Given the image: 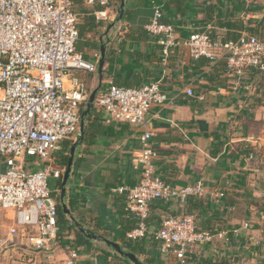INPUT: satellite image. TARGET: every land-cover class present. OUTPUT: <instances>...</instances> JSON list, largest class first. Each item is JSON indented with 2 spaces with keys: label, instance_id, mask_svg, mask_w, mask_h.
Wrapping results in <instances>:
<instances>
[{
  "label": "crops",
  "instance_id": "crops-1",
  "mask_svg": "<svg viewBox=\"0 0 264 264\" xmlns=\"http://www.w3.org/2000/svg\"><path fill=\"white\" fill-rule=\"evenodd\" d=\"M153 3L161 6L163 22L172 24L183 41L198 30H210L222 39L227 33L226 26L219 25L223 21L242 22L237 35L243 31L253 34L254 28H264V0H125L128 19L108 31L115 20L102 23L86 37L89 45L105 46L102 76L73 73L89 93L99 88L97 94L111 84L135 88L162 79L167 100L148 111L146 128L152 133L150 143L157 154L153 163L156 174L171 186L200 182L203 196L188 198L191 207L151 203L149 229H158L165 217L189 211L199 230L226 232L228 241L215 238L194 246L187 264L209 259L213 263L225 259L227 264H264V85L246 79L234 90L223 61L194 59L184 46L172 50L164 63L156 38L145 30L153 16ZM87 8L74 7L78 27L88 21ZM77 52L93 64L100 57L99 51L89 47ZM65 85H70L68 78ZM186 90H192L193 96H187ZM94 110L103 132L76 149L80 163L64 198L66 208L71 198L75 203L71 217L66 215V227L71 222L74 229L62 232L58 219L62 243L74 241L77 223L99 238L93 240L85 234L91 248L75 247L80 264H124L100 238L117 243L125 252L133 251L139 261L145 257L142 263L152 260L157 264V258L159 264H178L171 255L162 256L158 244L148 238L136 243L125 238L135 219L123 211L126 193L113 190L138 182L133 161L143 128L107 123L106 115L96 107ZM253 124L259 125L258 132L253 131ZM223 194L226 200H222ZM21 254L23 264H53L65 258L60 252L44 255L25 250ZM8 256L6 264L11 262Z\"/></svg>",
  "mask_w": 264,
  "mask_h": 264
},
{
  "label": "built area",
  "instance_id": "built-area-1",
  "mask_svg": "<svg viewBox=\"0 0 264 264\" xmlns=\"http://www.w3.org/2000/svg\"><path fill=\"white\" fill-rule=\"evenodd\" d=\"M113 1L84 0V4L99 6L92 16L100 24L115 20ZM161 19V6L153 3V16L145 30L156 38L164 63L172 50L184 46L194 59L223 61L234 90L249 71L264 76V42L256 35L243 31L223 41L212 37L210 30H198L181 41L175 27ZM77 25L73 0H0V210L12 215L6 238L0 239V252L15 247V239L20 238L29 250L65 254L53 264H80L78 250L59 237L60 190L53 192L49 181L62 179L65 169L54 165V155L62 142L77 139L89 97L86 85L73 73L97 72V64L76 51ZM162 84V79L135 88L111 84L96 95L93 106L106 115L107 123L144 130L133 161L137 184L113 190L126 193L123 211L135 219L125 233L126 240L136 243L149 238L158 244L162 256L171 255L178 264H185L194 246L215 238L227 242L228 234L199 230L194 215L165 217L155 231L148 227L151 203L182 207L188 198L203 196L200 182L171 186L156 174L157 154L146 128L148 111L167 100ZM185 94L193 96L192 90ZM28 159L39 161L34 167L39 163L42 167L26 170Z\"/></svg>",
  "mask_w": 264,
  "mask_h": 264
},
{
  "label": "trees",
  "instance_id": "trees-1",
  "mask_svg": "<svg viewBox=\"0 0 264 264\" xmlns=\"http://www.w3.org/2000/svg\"><path fill=\"white\" fill-rule=\"evenodd\" d=\"M120 5V0H114L113 1V7L115 9V12H117L118 8ZM77 6L80 9L83 10V6L88 7L86 10H84V12H86L88 14V21L85 22V24L81 25L78 27L77 25V31H78V44L76 46V50L79 52H82L84 50V48H90V49H94L96 51H99V47L96 44L93 45H89L88 41H87V34L90 33L91 31H93V29L95 27H100L102 25V23H96L93 16L91 17L93 11L99 9V6L97 5H92V6H87L84 4V0H73V8ZM162 13V11H161ZM128 10L125 8L124 9V15H123V20L128 19L129 15H128ZM161 21L163 22V19H161ZM166 23V22H163ZM170 24V23H167ZM224 24V26H226L227 28V33L225 34V37L222 38L223 41H228V40H233L237 37V33L238 31H242V22H238V21H223L221 23H219V25H221V27H223L222 25ZM253 34L257 35V37H259V39L261 41L264 42V28L261 26L259 29L254 28L253 29ZM211 36L212 37H216L214 33L211 32ZM251 73H255V74H259V82L262 83L264 85V76L262 74H260L259 72L256 71H249ZM251 78V77H250ZM98 113H96V111L94 110V107H92V109L90 110L89 114L86 116L85 120H84V134H83V138L82 140L79 142V145H85L88 144L91 137L96 136L100 133L103 132V126L98 122L97 116ZM73 141L70 140H66L64 142L61 143L60 145V149L59 151L54 155V165L56 164L59 167H63L64 169L66 168L67 165V161L69 159V151H70V147L73 145ZM154 149V148H153ZM155 151V150H154ZM80 163V158H78V156L74 157V162H73V166H72V173L70 175L74 176L75 172H76V168L77 165ZM60 184H61V180L60 181H56L55 185H56V190H60ZM222 200H226L225 198V194H223V198ZM162 203V202H161ZM74 200L71 198L70 200H68V207L67 210L70 212L72 211V206L74 205ZM163 204V203H162ZM189 205V207H191L193 204L189 201V203H186ZM57 212H58V219L60 220L61 223V227H62V232L63 231H70L71 229H74L73 224L70 222L71 226H67L66 224L69 222V220L66 218V214L62 211L61 207L58 206L57 208ZM187 215H190V212L188 211L186 213ZM162 221V220H161ZM160 221V223H161ZM65 226V228H64ZM61 232V233H62ZM210 233H215V232H211ZM62 238V235L60 236ZM149 239V238H148ZM64 243H68L67 240H63ZM71 243H68L69 245H71L72 248L75 247H86L88 249L91 248V241L89 239L86 238L85 234H82L79 231H76L75 233V239L74 241H70ZM133 253V251H132ZM116 258L121 261L124 264H129L130 262L122 257H118L116 256ZM188 260V259H187ZM185 262V264H187V261ZM157 264L160 263L159 259L157 260ZM143 264H153L152 260H148L145 261ZM199 264H227V261L224 259L213 263L212 260H204L201 261V263Z\"/></svg>",
  "mask_w": 264,
  "mask_h": 264
},
{
  "label": "water",
  "instance_id": "water-1",
  "mask_svg": "<svg viewBox=\"0 0 264 264\" xmlns=\"http://www.w3.org/2000/svg\"><path fill=\"white\" fill-rule=\"evenodd\" d=\"M124 7H125V0H120V5L119 8L116 12V18L115 21L113 22V24L109 25L107 28V31L110 30L116 23L120 22L123 20V15H124ZM99 60L97 62V73L102 76V67H103V63H104V59H105V46L103 44L100 45L99 47ZM99 88H96L95 90H93L88 97L87 103L85 105V109L82 111L81 113V122H80V126H79V135L77 137V139L75 140V142L73 143V145L70 147V151H69V159L67 161V165L66 168L64 170V173L62 175V180H61V184H60V193H59V201H60V207L62 209V211L69 217L70 213L66 208V205L64 204V198H65V194H66V187L69 186V182H70V175L72 173V166H73V162H74V157H75V153H76V149L79 146V142L82 140L83 138V134H84V120L86 118V116L89 114L90 110L93 107V103H94V99L97 95ZM73 221V219H72ZM75 226L78 228V230L82 233V234H87V231L84 230L83 228H81L77 223H75ZM88 238H91L93 240H98L99 238L94 236V235H86ZM101 241L106 244V246H108L109 248H111L114 252H116L119 256L127 259L130 263L132 264H143L141 261L138 260V258L136 257L135 254L130 253V252H125L121 249V247L115 243V242H111L109 240H106L104 238H100Z\"/></svg>",
  "mask_w": 264,
  "mask_h": 264
},
{
  "label": "rangeland",
  "instance_id": "rangeland-1",
  "mask_svg": "<svg viewBox=\"0 0 264 264\" xmlns=\"http://www.w3.org/2000/svg\"><path fill=\"white\" fill-rule=\"evenodd\" d=\"M249 31H251V30H249ZM259 76H260L259 74L247 72L244 75V77L241 79L240 87H242V85H244L243 82L246 79L247 80L252 79L253 82H256L258 84ZM259 85H261V83ZM249 123H250V121L246 122V124H249ZM251 126L254 127L253 129H255L253 131H256L257 129H258L257 132L259 131V125L253 124ZM34 162L38 163L39 161H37V160L32 161L31 159H28L25 163V169L26 170H30V169L37 170V169H40L42 167L40 165V163L38 166L34 167V165H33ZM49 181H50V188L54 192L56 190V185H55L56 181L53 179H50ZM11 218H12V215L10 213H6V212H3L2 210H0V239L1 240H5L7 230L12 225V219ZM14 242L15 243L17 242L15 247H11L8 250H3L2 252H0V264H6L7 256L10 255L12 250H14L16 252H15V254L11 253V255L8 256L10 258V261H11L10 264H23L24 260H23V255L21 253L24 252L25 250H28V251H31V250L27 249V247L24 245V243H22L23 241H21L20 238H16ZM216 246L220 247L219 244H217ZM17 252H19V253H17ZM141 259H142L141 261H143L145 259V257H142ZM201 261H204V260H201Z\"/></svg>",
  "mask_w": 264,
  "mask_h": 264
}]
</instances>
